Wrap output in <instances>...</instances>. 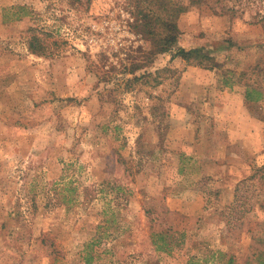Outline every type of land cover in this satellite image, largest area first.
<instances>
[{
    "label": "rangeland",
    "instance_id": "1",
    "mask_svg": "<svg viewBox=\"0 0 264 264\" xmlns=\"http://www.w3.org/2000/svg\"><path fill=\"white\" fill-rule=\"evenodd\" d=\"M170 1L0 0V264L264 260V0Z\"/></svg>",
    "mask_w": 264,
    "mask_h": 264
},
{
    "label": "trees",
    "instance_id": "2",
    "mask_svg": "<svg viewBox=\"0 0 264 264\" xmlns=\"http://www.w3.org/2000/svg\"><path fill=\"white\" fill-rule=\"evenodd\" d=\"M145 1L146 7L147 5H155L157 7V15L154 17V14H151V9H146V7L139 6V9L137 11L136 17V24L135 27L145 34L146 36L152 35L154 38V48L151 53L159 54L167 52L171 49V47L175 44L179 29L177 25V19L178 17L184 13L187 9L186 6L177 4L175 2H172L170 0H143ZM202 0H189L190 5H197ZM160 12H164L166 14V18H163L160 15ZM154 25L152 29L155 26H158V28H161L162 30L159 32L153 31L151 28V25ZM155 36V37H154ZM38 39L34 38V41L32 40V43L30 42L28 44V48L31 50L32 53L38 55L41 54V49L37 50L34 47V42H37ZM40 48V47H38ZM173 56H179L182 59H184L189 64H194L198 66H203L206 68H213V59L209 55H207L202 49L195 48L190 50H184V49H177ZM136 66V65H135ZM133 66L130 69V73H135L137 69H139V66ZM151 76L150 73H144L142 75L145 76ZM264 98V94L259 89H256L255 87L247 86L246 90L244 92V99L246 101H259L260 99ZM157 248L163 249L162 246L157 245ZM92 258H85L84 261L86 264H89L91 262ZM257 264H264V260L259 261Z\"/></svg>",
    "mask_w": 264,
    "mask_h": 264
}]
</instances>
